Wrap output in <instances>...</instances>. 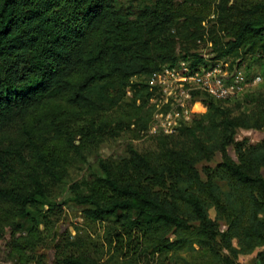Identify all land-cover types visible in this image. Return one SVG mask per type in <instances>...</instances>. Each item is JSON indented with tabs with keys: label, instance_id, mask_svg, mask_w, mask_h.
<instances>
[{
	"label": "trees",
	"instance_id": "16d2710c",
	"mask_svg": "<svg viewBox=\"0 0 264 264\" xmlns=\"http://www.w3.org/2000/svg\"><path fill=\"white\" fill-rule=\"evenodd\" d=\"M132 7L124 0H0L2 229L19 228V217L35 232L45 210L58 205L54 193L67 184L70 160H86L97 149V132L113 134V120L147 126L153 111L147 80L164 66L233 57L239 61H228L229 69H241L246 83L253 63L264 77V0H152ZM204 21L214 55L196 50ZM196 97L207 107L201 120L195 115L177 134L158 136L154 156L128 144L119 161L99 158V172L71 182L63 203L80 207L91 222L110 220L109 233L132 254L186 250L200 254L201 264H240V254L261 247L254 264H264V138L235 142V158L204 167V179L196 166L232 142L236 127L264 130V113H254L252 124V117L229 115L227 98ZM109 113L110 121L101 118ZM58 262L108 264L80 255Z\"/></svg>",
	"mask_w": 264,
	"mask_h": 264
},
{
	"label": "rangeland",
	"instance_id": "374dc122",
	"mask_svg": "<svg viewBox=\"0 0 264 264\" xmlns=\"http://www.w3.org/2000/svg\"><path fill=\"white\" fill-rule=\"evenodd\" d=\"M151 2L152 0H124L126 5L133 6L132 9H137ZM210 17L212 18L213 15ZM202 25L206 27L205 35L201 41L197 42L196 50L202 54L214 55V52L212 53L213 42L209 39L207 28L209 25L206 21L202 22ZM228 61L237 63L239 58L228 57ZM248 62L249 57L247 56L242 62L245 69ZM250 71L251 76L259 75L260 80L253 81L252 77L240 93L227 98L228 100L222 106L229 111L230 116L252 117L259 109L264 113V77L261 66L253 63ZM148 89H150L149 86ZM127 94L130 95V91ZM148 105L150 106L149 100ZM164 109V107L161 108V110ZM206 110L207 107L204 103L202 106L198 105L196 110L191 113L187 123H191L195 115L198 118L201 117L199 119L201 120ZM111 116L113 114L109 113L101 116V118H107L110 121ZM247 119L253 124L256 117ZM150 122L151 120L145 128H142L136 123H130L128 127L125 124L118 126L113 120L111 122L115 129L113 134L109 131L97 132L99 141L97 149L88 154L86 160L81 158L70 160L67 184L56 189L57 192L54 193V201L58 205L51 211L45 210V221L38 225L35 232H31L29 221L19 217L14 219L19 228L9 225L4 226L3 229L0 227V264H59V259L65 255H80L108 264H201L199 260L201 255L192 251H179L177 252L178 255L173 256L171 252L160 254L152 252L151 249L138 248L136 254H132L134 251H128L126 248L120 250L118 242L114 240V235L109 233L111 231L109 229L111 228L110 220L91 222L83 217L80 207L70 201L63 203L69 196L68 185L71 182L89 181L94 173L99 172L97 166L99 158L119 161L126 156L128 144H132L138 151L154 156L161 150L158 136L175 135L178 133V129L184 125L179 126L171 134H164L151 132ZM79 124L76 123V127ZM218 135L220 139L224 138V134L221 132ZM263 138L264 130L261 128L236 127L232 133V142L225 143L223 148L216 150L211 158H203L196 164L201 178H205L204 167L215 168L220 161L225 159V156L235 158V142L253 144ZM74 143H79V136L76 137ZM190 153L193 154L196 151L190 150ZM71 154L70 151L69 155ZM209 214L214 217L215 210L210 208ZM220 227L223 229L224 225L221 224ZM169 238L172 239L173 235L170 234ZM260 249L261 247H258L251 253L240 254L237 261L240 264H254L256 252ZM203 262L205 264L206 260L204 259Z\"/></svg>",
	"mask_w": 264,
	"mask_h": 264
},
{
	"label": "built area",
	"instance_id": "2783aa9c",
	"mask_svg": "<svg viewBox=\"0 0 264 264\" xmlns=\"http://www.w3.org/2000/svg\"><path fill=\"white\" fill-rule=\"evenodd\" d=\"M260 80L256 76L253 81ZM149 104L153 109L150 130L153 133L171 134L186 124L201 100L196 92H203L218 99L240 93L246 85L241 69H229L225 59H210L207 66H191L180 59L165 66L148 78ZM164 107V110L161 108Z\"/></svg>",
	"mask_w": 264,
	"mask_h": 264
}]
</instances>
